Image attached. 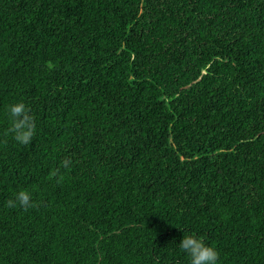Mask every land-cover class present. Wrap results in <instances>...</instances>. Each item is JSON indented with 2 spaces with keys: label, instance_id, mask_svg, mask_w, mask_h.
I'll return each mask as SVG.
<instances>
[{
  "label": "trees",
  "instance_id": "trees-1",
  "mask_svg": "<svg viewBox=\"0 0 264 264\" xmlns=\"http://www.w3.org/2000/svg\"><path fill=\"white\" fill-rule=\"evenodd\" d=\"M183 233L264 264V0H0V264H190Z\"/></svg>",
  "mask_w": 264,
  "mask_h": 264
},
{
  "label": "clouds",
  "instance_id": "clouds-1",
  "mask_svg": "<svg viewBox=\"0 0 264 264\" xmlns=\"http://www.w3.org/2000/svg\"><path fill=\"white\" fill-rule=\"evenodd\" d=\"M3 111L8 122L5 135L11 136L18 145L28 146L36 137L37 132L36 117L31 113L29 106L23 100H16L5 105ZM63 166L70 167L71 160L65 159ZM6 205L12 209L19 207L27 211L35 206L33 193L31 190L21 188L6 201ZM177 244L179 249L188 255L190 264H219V252L216 246L212 243H205L196 234L183 233Z\"/></svg>",
  "mask_w": 264,
  "mask_h": 264
}]
</instances>
